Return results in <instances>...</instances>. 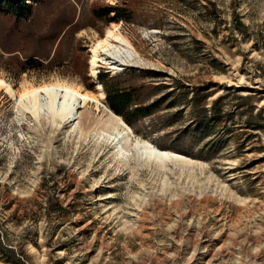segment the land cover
<instances>
[{"label":"rangeland","instance_id":"obj_1","mask_svg":"<svg viewBox=\"0 0 264 264\" xmlns=\"http://www.w3.org/2000/svg\"><path fill=\"white\" fill-rule=\"evenodd\" d=\"M125 1L129 22L93 20L119 0H44L17 25L0 15V76L100 93V71H134L164 100L127 123L133 136L191 161L132 144L118 156L105 133L120 122L95 103L56 125L0 91V264H264V0ZM115 27L140 63L101 62L93 77V46Z\"/></svg>","mask_w":264,"mask_h":264},{"label":"bare ground","instance_id":"obj_2","mask_svg":"<svg viewBox=\"0 0 264 264\" xmlns=\"http://www.w3.org/2000/svg\"><path fill=\"white\" fill-rule=\"evenodd\" d=\"M116 43V44H114ZM90 70L93 77L96 76L100 63L109 65L113 70H123L126 67L138 66L140 63L139 53L135 47L119 33L117 28H109L104 37L98 39L93 46ZM0 91H4L15 101L17 109L30 112L34 117L42 115L51 119L53 124L59 125L65 121L73 122L77 119L81 109L89 104L111 113L120 122L121 127L113 125V133H105L106 142L113 145L118 156L126 155V145H131L146 160L166 163L175 161L186 163L191 160L174 151H167L155 147L148 140L133 136L130 126L116 115L106 103V94L99 83L100 93L90 92L80 84L67 81H49L40 84H24L16 90L10 80L0 76ZM44 89H47L44 91ZM109 120H112L111 118Z\"/></svg>","mask_w":264,"mask_h":264},{"label":"trees","instance_id":"obj_3","mask_svg":"<svg viewBox=\"0 0 264 264\" xmlns=\"http://www.w3.org/2000/svg\"><path fill=\"white\" fill-rule=\"evenodd\" d=\"M44 0H0V15L9 16L14 20L15 25L22 20H27L32 17L35 13L37 6H39ZM117 3L115 5L106 6H94L92 8L93 20L103 21L104 23H110L115 20L123 19L126 22L130 21V16L126 14V1ZM113 14V15H112ZM70 25V24H69ZM236 27V25L234 26ZM237 29V28H236ZM60 32L58 38L62 39L63 31ZM28 68L33 69L40 67L41 61L36 58H29L25 61ZM141 75H145L141 74ZM98 82L102 84L103 90L106 93V100L109 107L119 115L123 121H126L130 126L137 127L144 118L155 115L159 110V104L164 99L149 100L155 94L157 90L154 89L151 93L149 92L152 88L149 84L134 82L136 79V73L128 70L121 75L111 76L108 72L100 71L97 76ZM95 84L91 83L89 89L93 90ZM249 97V96H247ZM51 207H49V210ZM11 257H14L12 252L5 250ZM11 263L23 264L22 262Z\"/></svg>","mask_w":264,"mask_h":264},{"label":"snow or ice","instance_id":"obj_4","mask_svg":"<svg viewBox=\"0 0 264 264\" xmlns=\"http://www.w3.org/2000/svg\"><path fill=\"white\" fill-rule=\"evenodd\" d=\"M0 83H2V81H0ZM47 89H44V91H46Z\"/></svg>","mask_w":264,"mask_h":264},{"label":"water","instance_id":"obj_5","mask_svg":"<svg viewBox=\"0 0 264 264\" xmlns=\"http://www.w3.org/2000/svg\"><path fill=\"white\" fill-rule=\"evenodd\" d=\"M97 80V79H96ZM112 108V107H111ZM114 111V110H113ZM115 112V111H114ZM116 113V112H115Z\"/></svg>","mask_w":264,"mask_h":264}]
</instances>
